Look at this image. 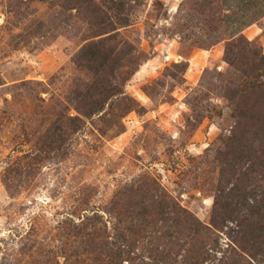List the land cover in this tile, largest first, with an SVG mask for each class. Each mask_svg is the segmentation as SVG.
<instances>
[{
    "label": "rangeland",
    "instance_id": "rangeland-1",
    "mask_svg": "<svg viewBox=\"0 0 264 264\" xmlns=\"http://www.w3.org/2000/svg\"><path fill=\"white\" fill-rule=\"evenodd\" d=\"M0 264H264V0H0Z\"/></svg>",
    "mask_w": 264,
    "mask_h": 264
}]
</instances>
